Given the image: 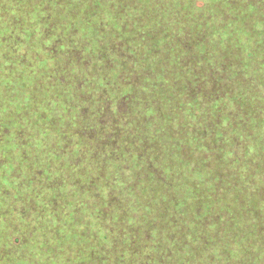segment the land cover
Returning a JSON list of instances; mask_svg holds the SVG:
<instances>
[{
	"label": "trees",
	"instance_id": "obj_1",
	"mask_svg": "<svg viewBox=\"0 0 264 264\" xmlns=\"http://www.w3.org/2000/svg\"><path fill=\"white\" fill-rule=\"evenodd\" d=\"M0 264H264V0H0Z\"/></svg>",
	"mask_w": 264,
	"mask_h": 264
}]
</instances>
